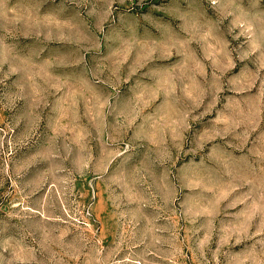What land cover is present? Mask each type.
Instances as JSON below:
<instances>
[{"label":"rangeland","instance_id":"1","mask_svg":"<svg viewBox=\"0 0 264 264\" xmlns=\"http://www.w3.org/2000/svg\"><path fill=\"white\" fill-rule=\"evenodd\" d=\"M0 264H264V0H0Z\"/></svg>","mask_w":264,"mask_h":264}]
</instances>
